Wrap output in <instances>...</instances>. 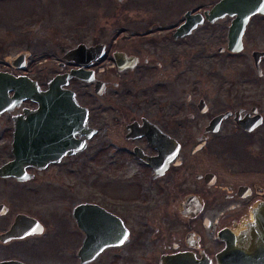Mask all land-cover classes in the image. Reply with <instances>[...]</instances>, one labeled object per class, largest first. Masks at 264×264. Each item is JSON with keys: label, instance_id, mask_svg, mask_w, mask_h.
<instances>
[{"label": "flooded vegetation", "instance_id": "obj_1", "mask_svg": "<svg viewBox=\"0 0 264 264\" xmlns=\"http://www.w3.org/2000/svg\"><path fill=\"white\" fill-rule=\"evenodd\" d=\"M222 1L116 0L119 26L91 27L75 46L88 55L0 69L40 93L58 79L81 108L57 104L29 118L40 105L26 98L0 111V169L11 164L20 176L0 181L26 186L56 168L76 175L74 195L52 217L69 264L81 263V224L89 256L99 249L84 264H264V12L247 17L238 0L215 10ZM243 60L252 71L221 70ZM179 86L182 99L173 96ZM47 139L76 143L55 144L65 148L58 160L30 165L26 147ZM9 196L0 201V262L42 264L45 225ZM17 220L27 234L3 241Z\"/></svg>", "mask_w": 264, "mask_h": 264}, {"label": "rangeland", "instance_id": "obj_2", "mask_svg": "<svg viewBox=\"0 0 264 264\" xmlns=\"http://www.w3.org/2000/svg\"><path fill=\"white\" fill-rule=\"evenodd\" d=\"M120 23L116 0H0V69L6 68L7 61L21 52L27 53L30 68L36 71L43 65L52 68L60 55L79 42L88 41L91 27L102 24L105 32L109 33ZM221 70L252 71V63L247 60L231 64L223 62ZM260 84L264 85V82L260 81ZM183 87L174 88V98L182 99ZM68 164L63 166L69 167ZM75 179L73 173L56 168L26 186L0 181V201L11 198L9 195L19 194L18 199L25 201L23 209L37 213L45 225L39 239L42 264H56L58 254L67 264L71 261L70 245L59 243L60 237L55 234L52 217L64 208L61 201H69L74 195L72 185ZM77 186L78 200H82L86 195L85 180Z\"/></svg>", "mask_w": 264, "mask_h": 264}, {"label": "water", "instance_id": "obj_3", "mask_svg": "<svg viewBox=\"0 0 264 264\" xmlns=\"http://www.w3.org/2000/svg\"><path fill=\"white\" fill-rule=\"evenodd\" d=\"M235 1L237 0H223L221 3L218 4V6L215 7V10H218L219 8H224L225 6H230L234 4ZM236 4L238 8L242 6L251 8V11L249 13L248 12L245 13L247 17L258 11L264 12L263 0H238ZM91 51L93 50H89L88 48H86L85 45H79L67 51L64 57L67 60H72V59L75 60V58L77 57H81V56L83 57V56L88 55ZM26 57H27V53L21 52L14 58H10L8 62L12 66L18 69H23L26 65ZM71 75H74L75 77L83 79V80L85 79V77H83V75L80 74L79 72H74ZM57 80L58 79L52 80V82L49 85V89L45 92L40 93L37 87H35L32 84V82L30 83L27 81H22L20 80V78L7 77V75L0 73V111H3L4 107H6L7 105H10L13 102L22 101L23 99L29 98L32 101L40 105L39 110L35 113V115L31 117L29 116V118H39V115H40L39 113L45 112V111H51L54 113V111L56 110L55 105L57 104H62L63 108H66V107L68 108L69 105H71L72 109L78 110L77 112H79L81 108L75 101L73 93L69 91H60V89L58 88L59 82ZM9 89L15 90V93H14L15 95L11 99H9L6 94ZM83 121H85V117H83ZM79 124H81V122ZM17 141L19 142L22 141V138L18 139ZM32 142H34V145H29V147H26L25 151L27 152V154L24 155L23 157L25 158V160L31 163L30 165H34L37 167H42L44 165L46 166V164H48L49 162H53L59 159L61 154L65 152L64 151L65 148L61 152L57 151L56 148L57 146H59V144H64L66 142H71L72 144L76 143V141H73V142L72 141H54V140H48V139L45 140V142L36 141V140H32ZM55 144H56V148H55ZM71 151L72 150H69V153H72ZM10 167H11V164H7L4 167H2L0 169V175L20 177L18 174L14 173L12 169H10ZM263 216H264V211L261 212V217ZM30 220L35 222L32 219ZM17 224H18V220L9 230V232H7L4 235L3 241L9 240L14 237H23V235L27 234V233L23 235L20 234L19 231H17L18 230ZM35 227H36L35 229L36 233L42 232L41 226L35 224ZM80 228H82L86 234V237H84L85 239H84L82 248L80 249L78 253V256L81 262L80 264H84L90 258L93 259V257H96L97 253L99 252V249L96 248V244L94 243L92 247L93 255L90 253V256H89V251H90L89 247L92 245V242L87 234L85 225L81 224ZM32 231L33 230H31L30 233H33ZM0 264H22V263L17 262V261H8V262H0Z\"/></svg>", "mask_w": 264, "mask_h": 264}, {"label": "snow or ice", "instance_id": "obj_4", "mask_svg": "<svg viewBox=\"0 0 264 264\" xmlns=\"http://www.w3.org/2000/svg\"><path fill=\"white\" fill-rule=\"evenodd\" d=\"M124 239L126 240L127 239V236L124 237ZM124 241L122 240L121 243H123Z\"/></svg>", "mask_w": 264, "mask_h": 264}]
</instances>
